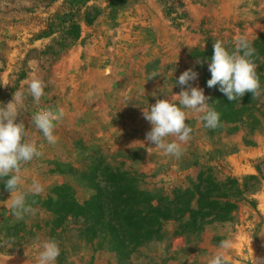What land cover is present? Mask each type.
<instances>
[{
    "label": "rangeland",
    "instance_id": "1",
    "mask_svg": "<svg viewBox=\"0 0 264 264\" xmlns=\"http://www.w3.org/2000/svg\"><path fill=\"white\" fill-rule=\"evenodd\" d=\"M66 1L0 0V105L16 90L25 93L17 122H24L26 139L43 155L22 167L23 189L33 180L45 189L28 197L36 201L35 214L17 220L0 179V264H36L38 245L46 240L60 247L56 264H208L229 238V264H264V94L253 99L249 93L251 116L220 117L215 129L187 110L193 131L179 159L146 140L152 125L143 117L157 99L179 94L176 81L188 69L198 73L189 84L204 90L210 108L215 105L219 85L209 88L207 81L216 40L232 47L236 36L246 34L264 75V0H89L67 17L80 27L75 39L63 21ZM33 77L46 85L39 105L27 94ZM41 107L63 109L54 146L31 123ZM125 183L147 202L120 204L117 193ZM61 186L79 202L97 190L110 195L117 206L104 228L91 230L89 217L46 213L37 197ZM207 188L226 205L217 213L202 210L196 223L179 201L167 205L189 191L187 201L197 207V189ZM124 204L143 210L140 215L159 207L162 213L142 221L152 226L151 235L137 239L117 226ZM17 225L21 243L13 238Z\"/></svg>",
    "mask_w": 264,
    "mask_h": 264
},
{
    "label": "clouds",
    "instance_id": "2",
    "mask_svg": "<svg viewBox=\"0 0 264 264\" xmlns=\"http://www.w3.org/2000/svg\"><path fill=\"white\" fill-rule=\"evenodd\" d=\"M257 55L253 42L246 34L236 36L232 47L216 40L208 66L211 78L207 81V86L212 88L219 85V90L229 101L241 100L245 93H251L253 99L259 98L264 94V89L257 72ZM154 76L155 73L150 78ZM197 76L198 73L193 69L184 71L176 81L182 88L179 94L170 99H157L155 104L143 109V117L152 125L146 134V140L155 148L163 150L165 155L177 159L183 155L182 145L191 139L193 131L186 123L187 110L201 114L198 118L208 129H215L220 123V113L210 108L204 90L189 84L190 81L196 80ZM45 86V82L39 77H33L28 82L27 94L33 98L36 105L40 104L45 95ZM24 99L25 93L16 90L11 101L0 105V179L4 180V186L10 193L9 208L17 220L23 219L27 214H35L33 204L36 201L29 203L28 197L38 196L45 190L38 180H33L27 191L23 189L22 167L43 155L35 141L26 139L28 133L24 122H17L20 116L19 106ZM63 116V109L41 107L32 115L31 123L43 134L47 143L54 146L58 142V137L54 135L56 123L61 121ZM170 137L173 139L170 140ZM38 247L36 264H56L61 250L55 240H46ZM232 247V239L221 240L219 250L208 264H229L226 252Z\"/></svg>",
    "mask_w": 264,
    "mask_h": 264
},
{
    "label": "trees",
    "instance_id": "3",
    "mask_svg": "<svg viewBox=\"0 0 264 264\" xmlns=\"http://www.w3.org/2000/svg\"><path fill=\"white\" fill-rule=\"evenodd\" d=\"M89 0H67V10L69 13H67L66 18L63 20L66 24H68L70 29V34L72 35V38H78L80 33V27L75 24V22L72 20V16L70 18H67L70 12H72L75 9H78L80 7L85 6ZM86 21L89 23L93 20V18H90V13L85 14ZM211 78V73L209 74ZM260 78H264V75H259ZM213 88V87H212ZM215 92L217 93V101L215 105H213V109L220 113V117L223 118H230L231 116L235 114H239L242 112L245 114V116L248 118L252 115L251 112H248L250 108L245 107L248 103V97L249 93H245L244 97L241 100L238 101H229L227 96H225L220 90L219 86L215 89ZM113 183H116V180L113 179ZM120 183V182H119ZM231 184H236L235 181L231 180ZM199 186V185H197ZM5 187V186H3ZM70 188H66L65 186H61L58 188H55L52 190L51 194L48 195L45 199L38 198V204L41 208L45 210L46 213H50V215H53L54 217L61 216L64 218L67 215L71 216H81V217H89L92 220V224L90 226V229L93 231H96L95 227L99 226L101 224V228H104L103 221L106 218V215H108L110 212L114 211L116 209L117 204L113 205L112 199H110V195L106 197L102 193V190H97L96 194L92 195L89 199L79 202L77 201L73 196L69 195ZM188 192L179 194L175 196L174 199L169 200L167 205L169 206H175L178 201L186 207V211L189 213V217L193 219L196 223V218L202 213V210L208 209L210 211H213V213H217V211H222L224 208V205H226V201L224 202L222 199H219L223 196H218L214 194L213 190L210 188H207V191L202 192L197 189V207L191 206L189 204V201H187ZM146 197L143 196V194L131 187V185L128 184H121L119 187L118 193H117V201L121 204L123 201H133L138 204H143L144 202H147ZM179 203V204H180ZM149 205V202L146 203V205ZM159 204V203H158ZM160 205V204H159ZM151 207V206H150ZM178 207V206H177ZM173 210L176 211H182L181 208ZM158 206L152 207V209L146 211L144 215H140L143 210L138 209V211L133 208L131 205L124 204L119 210L117 215V226L123 229L126 233L132 232V236H135L137 239L142 235L145 237L151 235L152 232V226H146L142 224V221L151 213H155L159 215ZM169 213L172 211V208H168L167 210ZM206 215V213H205ZM165 216V215H164ZM218 217V216H215ZM153 218V217H152ZM193 223V224H194ZM19 225V224H18ZM17 226H14L12 230L15 229V232L13 231V238H17L16 243H21V240L24 235H17ZM49 235L54 237L55 235V228H53L52 223L49 225ZM22 229H24V225L22 226ZM29 232L28 234H30ZM132 241V240H130Z\"/></svg>",
    "mask_w": 264,
    "mask_h": 264
}]
</instances>
